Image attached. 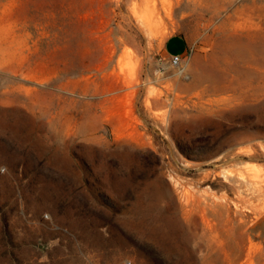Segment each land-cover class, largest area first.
Here are the masks:
<instances>
[{
    "label": "rangeland",
    "instance_id": "374dc122",
    "mask_svg": "<svg viewBox=\"0 0 264 264\" xmlns=\"http://www.w3.org/2000/svg\"><path fill=\"white\" fill-rule=\"evenodd\" d=\"M134 2L0 0V264H264L263 1Z\"/></svg>",
    "mask_w": 264,
    "mask_h": 264
},
{
    "label": "crops",
    "instance_id": "0c3cea01",
    "mask_svg": "<svg viewBox=\"0 0 264 264\" xmlns=\"http://www.w3.org/2000/svg\"><path fill=\"white\" fill-rule=\"evenodd\" d=\"M166 41V46L164 50V55L167 58H172L173 56L186 57L190 51V43L187 39L173 35Z\"/></svg>",
    "mask_w": 264,
    "mask_h": 264
},
{
    "label": "bare ground",
    "instance_id": "6f19581e",
    "mask_svg": "<svg viewBox=\"0 0 264 264\" xmlns=\"http://www.w3.org/2000/svg\"><path fill=\"white\" fill-rule=\"evenodd\" d=\"M212 1H214L215 3H218L219 1H221V0H212ZM227 0H224V3L226 2ZM254 1L255 0H244V5H243V7L242 8H248V7H253V6H255L256 5V3L254 4ZM258 1V0H257ZM259 1H261V0H259ZM263 2H262V6H264V0H262ZM137 2H136V0H135V2H134V4H133V10L134 11H136V8H137ZM141 6V5H140ZM139 6V7H140ZM260 6V5H259ZM261 7V6H260ZM146 8H148V7H146ZM139 9V8H138ZM136 13V12H135ZM136 25H137V27L140 29V31H142V32H147V31H152L153 30V27H154V22H152V17L150 16H148V17H142V16H138L137 14H136ZM147 33H149V32H147ZM257 49V48H256ZM260 49V48H259ZM249 169V171L250 172H252V173H258V172H260L261 170L260 169H258V168H256V167H251V168H248ZM246 178V177H245Z\"/></svg>",
    "mask_w": 264,
    "mask_h": 264
},
{
    "label": "built area",
    "instance_id": "2783aa9c",
    "mask_svg": "<svg viewBox=\"0 0 264 264\" xmlns=\"http://www.w3.org/2000/svg\"><path fill=\"white\" fill-rule=\"evenodd\" d=\"M183 61H184V57L182 56H173L171 58V62L174 66H180Z\"/></svg>",
    "mask_w": 264,
    "mask_h": 264
}]
</instances>
